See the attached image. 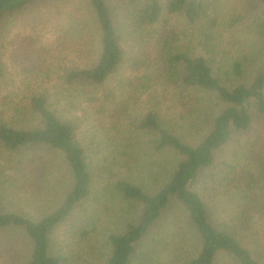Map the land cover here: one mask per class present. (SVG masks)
Returning <instances> with one entry per match:
<instances>
[{"label":"trees","instance_id":"obj_1","mask_svg":"<svg viewBox=\"0 0 264 264\" xmlns=\"http://www.w3.org/2000/svg\"><path fill=\"white\" fill-rule=\"evenodd\" d=\"M40 1L45 0H0V44L9 18ZM84 1L99 27L101 50L91 66L79 68L72 63L62 77L69 86L65 89L76 94L82 90L86 93L87 88H105L119 74L125 60L120 23L128 28L130 38L138 35L145 53L135 62L138 67L133 78L139 83L137 90L148 92L153 105L143 117L134 119L116 93H101L94 98V114L99 122L95 135L112 149V164L129 169L133 163L140 164L150 179L165 172L166 181L160 188L144 189L117 176V193L137 205L140 213L124 232L108 236L111 255L105 264H264V204L258 213L257 232L246 236L242 231L244 222L234 226L221 223V228L214 225L209 208L193 189L201 175L216 164V154L238 136L257 125V144L264 142V69L246 83L242 81L246 66L239 60L231 65L223 62L216 72L210 58L215 55L210 54L209 35L198 45L188 35L184 40L190 46L186 47L183 39L169 29L159 32L157 27L165 16L198 26L206 12L202 0ZM258 2L264 19V0ZM114 8L119 17L114 16ZM156 35H160L158 39ZM4 72L0 64V79ZM51 96L45 90L32 97V118L27 123L16 127L0 125V146L16 159L13 168L17 176L21 167L31 174L38 167L47 171L49 165L54 168L49 162L42 163L43 159L17 161L15 157L25 151L47 150L65 163L71 178L68 193L40 220L0 209V231L19 230L30 241V255L19 264H69V257L53 248V234L74 219L75 212L92 194L93 177L87 150L78 139V124L53 111ZM249 140L245 142L248 147ZM148 148L152 153L150 161L138 162L140 152ZM169 158L170 165L166 163ZM173 203L185 214L190 235L189 242L184 240L174 246L165 242L164 234L153 238L154 229ZM246 218L245 214L242 220ZM74 233L80 237L88 234L84 228ZM249 244L254 250L247 247Z\"/></svg>","mask_w":264,"mask_h":264},{"label":"rangeland","instance_id":"obj_2","mask_svg":"<svg viewBox=\"0 0 264 264\" xmlns=\"http://www.w3.org/2000/svg\"><path fill=\"white\" fill-rule=\"evenodd\" d=\"M202 2L206 12L198 26H188L185 19L165 16L157 27L159 32L169 29L183 39L186 47L190 46L184 40L188 35L195 38V45L209 35L210 54L215 55L210 58L216 72L223 62L231 65L239 60L246 66L242 81L249 83L264 69L262 5L258 0ZM113 12L119 17L115 8ZM5 24L0 44V64L5 71L0 79V125L16 127L27 123L32 118L30 100L45 90L52 94L53 111L60 118L78 124V139L87 150L92 172V194L75 212L74 219L54 232L52 243L56 252L69 257V264H105L111 255L108 236L124 232L126 225L140 213L137 205L117 193L114 186L117 176L144 189L160 188L166 182L165 172L159 178L150 179L138 166L140 164L133 163L132 169L112 164V149L110 151L95 135L99 122L94 114V105H97L94 98L101 93H116L134 119H140L152 107L149 93H144L143 88L137 90L139 83L133 78L138 67L136 60L144 57L142 42L138 35L136 39L130 38L128 28L120 23L125 60L119 74L105 88H87L86 93L82 90L75 94L66 90L69 86L62 79L64 72L71 69L72 63L79 68L93 65L101 50L100 30L89 5L84 0L40 1L15 14ZM159 36L156 35V39ZM198 47L205 53L202 46ZM256 129L257 125L220 150L214 167L205 171L193 188L209 208L214 225L221 228V223L234 226L244 222L246 227L242 231L246 236L257 232L259 223L256 221L264 204V142L257 144ZM248 138L250 147L245 145ZM140 153L138 162L147 164L151 151L148 148ZM19 154L15 155L17 161L18 158L43 159L42 163L49 162L47 164L51 163L54 168L49 165L47 171L38 167L31 174L21 167L17 176L13 168L16 159L0 146V209L40 220L70 190V173L65 163L47 150ZM171 160L167 159L166 163L170 165ZM36 190L40 193L36 194ZM245 214L247 218L242 220ZM80 228L87 230V237L74 233ZM163 234L165 242L172 246L184 240L189 242L186 217L176 203L154 229L153 238ZM247 247L254 250L252 244ZM30 250V241L22 231H0V264L25 263Z\"/></svg>","mask_w":264,"mask_h":264}]
</instances>
